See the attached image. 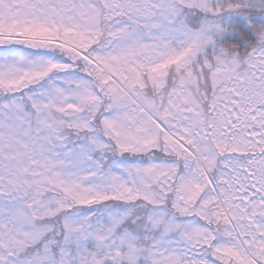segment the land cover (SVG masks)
<instances>
[{
	"label": "snow or ice",
	"instance_id": "obj_1",
	"mask_svg": "<svg viewBox=\"0 0 264 264\" xmlns=\"http://www.w3.org/2000/svg\"><path fill=\"white\" fill-rule=\"evenodd\" d=\"M0 264H264V0H0Z\"/></svg>",
	"mask_w": 264,
	"mask_h": 264
}]
</instances>
